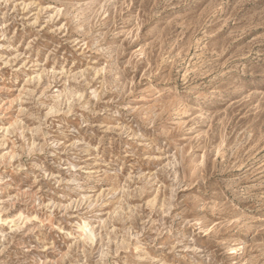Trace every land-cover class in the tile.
I'll use <instances>...</instances> for the list:
<instances>
[{"label": "rangeland", "instance_id": "374dc122", "mask_svg": "<svg viewBox=\"0 0 264 264\" xmlns=\"http://www.w3.org/2000/svg\"><path fill=\"white\" fill-rule=\"evenodd\" d=\"M0 264H264V0H0Z\"/></svg>", "mask_w": 264, "mask_h": 264}]
</instances>
